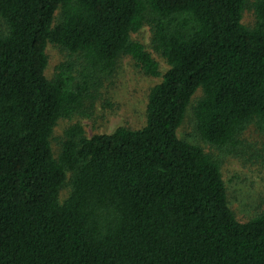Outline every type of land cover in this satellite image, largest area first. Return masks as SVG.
<instances>
[{
	"label": "trees",
	"instance_id": "trees-1",
	"mask_svg": "<svg viewBox=\"0 0 264 264\" xmlns=\"http://www.w3.org/2000/svg\"><path fill=\"white\" fill-rule=\"evenodd\" d=\"M0 20V264H264V212L237 221L218 162L177 137L197 90L205 143L233 149L249 123L264 135V0H0ZM144 25L162 75L130 39ZM48 43L71 60L50 79ZM121 56L161 77L144 126L71 125L53 157L57 121Z\"/></svg>",
	"mask_w": 264,
	"mask_h": 264
},
{
	"label": "rangeland",
	"instance_id": "rangeland-1",
	"mask_svg": "<svg viewBox=\"0 0 264 264\" xmlns=\"http://www.w3.org/2000/svg\"><path fill=\"white\" fill-rule=\"evenodd\" d=\"M242 23L246 27L253 25L252 10H244ZM3 30L4 25L0 20V32ZM150 38L151 32L147 25L130 34V39L141 44L150 54L162 75L168 66L152 49ZM45 54L47 65L44 75L47 79L57 73L60 64L71 62L69 54L53 44L46 45ZM160 80L161 77L144 74L128 56H121L116 62L114 71L103 78L95 98L86 102L83 112L69 119L57 121L50 138L53 157L58 154L59 140L64 131L74 124L81 126L86 137L110 134L119 127L130 130L142 128L145 124L148 93ZM200 95V90H197L190 99L177 129V137L199 147L218 162L228 206L237 221L246 222L264 212V135L253 123H249L239 133L238 142L233 149L221 151L205 143L194 130L192 115V108ZM68 194L69 188L64 186L59 192V202H62Z\"/></svg>",
	"mask_w": 264,
	"mask_h": 264
}]
</instances>
